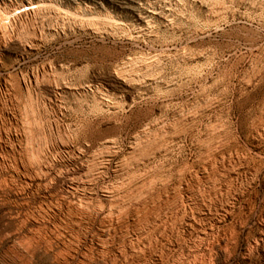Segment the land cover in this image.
Returning <instances> with one entry per match:
<instances>
[{
	"label": "rangeland",
	"instance_id": "374dc122",
	"mask_svg": "<svg viewBox=\"0 0 264 264\" xmlns=\"http://www.w3.org/2000/svg\"><path fill=\"white\" fill-rule=\"evenodd\" d=\"M0 264H264V0H0Z\"/></svg>",
	"mask_w": 264,
	"mask_h": 264
},
{
	"label": "bare ground",
	"instance_id": "6f19581e",
	"mask_svg": "<svg viewBox=\"0 0 264 264\" xmlns=\"http://www.w3.org/2000/svg\"><path fill=\"white\" fill-rule=\"evenodd\" d=\"M152 13V12H151Z\"/></svg>",
	"mask_w": 264,
	"mask_h": 264
}]
</instances>
